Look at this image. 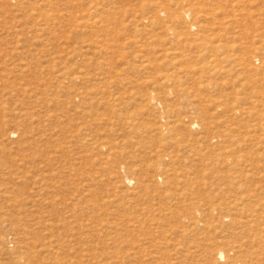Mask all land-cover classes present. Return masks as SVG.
<instances>
[{"label":"rangeland","instance_id":"rangeland-1","mask_svg":"<svg viewBox=\"0 0 264 264\" xmlns=\"http://www.w3.org/2000/svg\"><path fill=\"white\" fill-rule=\"evenodd\" d=\"M0 264H264V0H0Z\"/></svg>","mask_w":264,"mask_h":264},{"label":"bare ground","instance_id":"bare-ground-1","mask_svg":"<svg viewBox=\"0 0 264 264\" xmlns=\"http://www.w3.org/2000/svg\"><path fill=\"white\" fill-rule=\"evenodd\" d=\"M225 257H226V256H225V252L221 251V252H220V258H221V259H225Z\"/></svg>","mask_w":264,"mask_h":264}]
</instances>
